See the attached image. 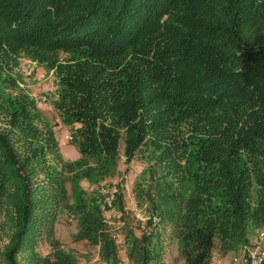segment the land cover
<instances>
[{"label":"trees","instance_id":"trees-1","mask_svg":"<svg viewBox=\"0 0 264 264\" xmlns=\"http://www.w3.org/2000/svg\"><path fill=\"white\" fill-rule=\"evenodd\" d=\"M21 50L53 63L73 56L57 64L54 104L81 155L66 161L34 97L4 99L0 85L6 264L27 248L35 264H79L57 242L52 259H33L64 210L78 219L76 239L118 264L99 182L115 173L122 145L128 163L148 152L152 207L186 264H213L217 240L247 251L252 229H264V0H0V66L12 68ZM76 179L97 184L98 197ZM149 223L150 233L130 235L136 264L159 254Z\"/></svg>","mask_w":264,"mask_h":264},{"label":"rangeland","instance_id":"rangeland-1","mask_svg":"<svg viewBox=\"0 0 264 264\" xmlns=\"http://www.w3.org/2000/svg\"><path fill=\"white\" fill-rule=\"evenodd\" d=\"M73 56L69 53H60L57 55L56 63L54 59H41L39 54H33L29 50H21L15 56L12 68L8 67L7 62L4 67L0 68V85L5 87L4 99L10 100L13 96L28 94L37 101V107L41 117L38 123L41 126L52 127L58 141L61 154L66 161H77L80 158V150L76 143L71 141V127L66 125L60 115L59 110L55 107V101L59 98L57 86L58 74L57 64L62 62L68 63ZM14 81L15 86L10 84ZM0 117L3 118L0 114ZM4 121L0 119V123ZM146 149H140L131 163L127 162L124 155V146L122 145L120 159L115 173L112 176L103 178L99 183L103 193L104 189L114 190L120 188L123 193L122 209L121 199L118 204L108 205L110 208L105 210L107 228L112 238L116 241L118 264H136L134 255L131 252L132 241L130 235L141 238L145 232L150 233V221L153 222L152 228H155L158 237L159 254L151 264H186L185 256L181 252L177 235L170 221L162 219L161 216L152 207L154 192L150 187L151 176L149 170V160ZM70 176L67 187L70 196V202L74 203V189L71 179L74 175L65 173ZM74 185L82 186L88 193V197L97 198L99 187L92 181L86 179H76ZM89 198H87L88 200ZM105 200V198H104ZM92 204V199L88 200ZM99 201V198L96 202ZM71 212V211H70ZM64 210L58 213L54 223L53 235L38 238L36 244L35 261L43 262L45 259L53 257L54 242H57L62 248L73 253L79 264H109L101 256L99 245H95L86 239L77 240L76 235L79 233L80 225L75 213ZM264 229H252L250 248L255 245L259 235ZM130 239V240H129ZM9 242V234L4 223V217L0 214V253ZM261 247L264 250V239L261 241ZM32 248H27L19 254L20 264H35L30 262ZM236 259L239 264H249L248 251L241 249L239 251H226L217 240L214 245L213 264H234ZM0 264H6L5 259L0 254Z\"/></svg>","mask_w":264,"mask_h":264},{"label":"built area","instance_id":"built-area-1","mask_svg":"<svg viewBox=\"0 0 264 264\" xmlns=\"http://www.w3.org/2000/svg\"><path fill=\"white\" fill-rule=\"evenodd\" d=\"M118 188L114 190L104 189L103 193L105 195V201L108 203V205H113V203L116 200V195L118 193ZM264 239V232H262L258 240L255 241V245L250 248H247L248 251V263L249 264H264V250L261 247V241ZM234 264H239V261L236 259V262Z\"/></svg>","mask_w":264,"mask_h":264}]
</instances>
